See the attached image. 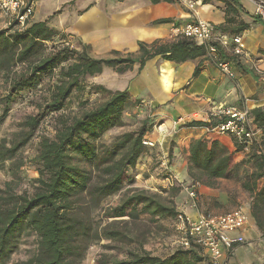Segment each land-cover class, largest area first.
Returning a JSON list of instances; mask_svg holds the SVG:
<instances>
[{
	"label": "trees",
	"instance_id": "trees-1",
	"mask_svg": "<svg viewBox=\"0 0 264 264\" xmlns=\"http://www.w3.org/2000/svg\"><path fill=\"white\" fill-rule=\"evenodd\" d=\"M146 1L152 5L177 3V0ZM217 1L225 4V24L216 28L219 35L237 36L247 28L238 25L232 35L227 34L228 25L234 20L232 16L239 11L238 0ZM47 23H29L21 31L12 27L0 30V73L6 84L5 94L0 97V126L15 102L30 92L41 90L42 79L55 74L46 97L36 106L37 113L27 115L20 122L11 140L0 139V170L8 175L0 184V264H6L19 242L29 236H34L35 251L18 264H82L86 250L100 240L115 244L104 248L122 253L123 258L102 254L96 264H211L208 255L198 247H177L165 257L153 256L143 249L146 231L138 221L140 215L149 216L151 220L164 217L175 220L177 216L172 199L158 194L129 190L117 205L104 211L102 217L112 221L103 226L96 224L95 216L103 201L121 191L129 173L148 151L142 142L149 139L154 123L149 124L150 119L145 118L136 131L123 133L109 143L101 141L108 131L122 127L125 110L137 107L139 102L132 100L126 90L111 91L87 83V79L100 75L105 68L122 75L133 65L138 64L141 69L154 58L184 63L207 57L205 47L182 38L149 45L139 43L137 55L111 52L109 58L93 59L87 54L88 47L79 52L61 45L46 54V44L62 36ZM154 23L165 24L168 20ZM18 67L20 71L16 70ZM92 95L101 97L94 107L75 116L60 114L74 97L82 99ZM80 101L85 105L86 100ZM251 114L257 129H264V116L258 110ZM48 117L54 120V135L38 138L31 159L37 178L28 182L29 190H19L24 180L20 173L24 164L18 155ZM183 126L206 124L193 121ZM236 150L243 151V148L237 145ZM187 153L190 182L205 185L224 178L235 159L234 153L207 138L192 140ZM251 159L261 171L260 176L264 175V152L256 151ZM260 176H255L246 189L251 193L250 216L264 234V186H255ZM167 177L165 170L163 178ZM178 190L176 186L169 188L170 198Z\"/></svg>",
	"mask_w": 264,
	"mask_h": 264
},
{
	"label": "crops",
	"instance_id": "crops-1",
	"mask_svg": "<svg viewBox=\"0 0 264 264\" xmlns=\"http://www.w3.org/2000/svg\"><path fill=\"white\" fill-rule=\"evenodd\" d=\"M37 1L33 0L34 12L29 23L49 22L57 14L58 26L50 28L64 35L69 43L88 47L93 59L109 58L111 52L137 55L139 43L171 42L172 26L185 24L191 19L210 23L215 30L225 24V4L217 0H177V3L157 5L146 0H114L115 4L104 2L97 6L93 3L81 11L70 5L63 7L70 2L67 0L63 5L55 3L53 13L45 14L42 21H35ZM183 3H192L193 10ZM237 3L239 11L232 16L233 23L228 25L226 33L232 35L233 29L242 24L247 28L238 34L245 45V55L232 59L226 54L227 59L232 60V78L221 74L207 57L184 63L154 58L141 69L138 64L133 65L122 75L105 68L98 75L97 84L111 91L126 90L132 100L139 102V113L147 115L154 123L149 140L158 139L157 126L161 125V129L168 132L160 148L148 150L141 157L135 168L136 178L154 165L163 167L165 162L170 164L166 170L168 177L153 179L154 175L149 174L151 180L165 188L172 182L171 177L188 184V146L198 138L218 141L235 154L233 167L224 178L210 185L200 183L195 208L185 201L177 205V210L196 220L201 214L222 215L241 208L247 216L246 226L229 236H242L244 243L234 246L230 254L225 253L222 263L264 264V234L250 216L251 193L246 189L254 177L261 174L251 155L256 151L264 152V129L259 130L258 137L247 151H237V144L231 137L206 134L212 125L210 112L220 107L246 110L251 116L253 110H258L264 116V19L255 17L254 5L249 1L238 0ZM157 20H168V23L155 24ZM194 114L197 115L194 122L206 126L184 127L178 121ZM254 126L257 128L255 123ZM159 172L153 171L156 176ZM255 186H264V175L255 181Z\"/></svg>",
	"mask_w": 264,
	"mask_h": 264
},
{
	"label": "built area",
	"instance_id": "built-area-1",
	"mask_svg": "<svg viewBox=\"0 0 264 264\" xmlns=\"http://www.w3.org/2000/svg\"><path fill=\"white\" fill-rule=\"evenodd\" d=\"M254 5L255 17L264 19V0H247ZM189 10H193L192 3H183ZM34 12V3L30 0H0V30L12 27L21 31L31 19ZM171 38L173 41L187 39L197 45L205 47L206 56L214 62L221 74L228 78L233 77L231 69L232 59L245 55V45L240 36L227 37L219 35L214 26L200 19L182 25H173ZM69 46L68 44H65ZM197 115L179 118L183 124L193 122ZM212 123L206 130L208 135L228 136L235 143L247 151L256 138L259 130L254 126L253 117L246 110L233 107H220L210 112ZM158 139H146L142 142L148 150L160 148L167 138L168 132L156 127ZM167 170V163L162 165ZM169 187H178L186 195V204L191 208L196 206L197 190L199 182L185 184L171 177ZM171 181V180H170ZM247 223V216L241 208L234 209L222 215L201 214L196 220H191L181 212H177L174 220V228L178 234V247L184 249L201 248L208 255L211 264H223L222 258L225 253L230 254L236 245L244 243L242 236L230 237L229 234L241 231Z\"/></svg>",
	"mask_w": 264,
	"mask_h": 264
},
{
	"label": "rangeland",
	"instance_id": "rangeland-1",
	"mask_svg": "<svg viewBox=\"0 0 264 264\" xmlns=\"http://www.w3.org/2000/svg\"><path fill=\"white\" fill-rule=\"evenodd\" d=\"M67 0H38L36 2V12L34 14V20L35 21H42L44 15L47 13H53L54 9L53 6L55 3H60L63 5ZM68 4H66L63 7L69 6L73 7L78 11L84 10L87 7L91 6L93 3H96L97 6H101L104 2H107V4L112 3L115 4L114 0H69ZM62 9V8H61ZM57 14H54V16L49 19V22L47 23L50 27H57L58 22H56ZM63 36V37H62ZM61 37L58 36L54 39V41L49 42L46 44L45 53L48 54L51 52L52 48H58L60 45L65 46V44H68L67 46L70 50H75L81 52L83 50V47L81 44H71L67 41L66 37L62 35ZM87 54L90 57V49H87ZM122 54V53H121ZM125 55V54H123ZM112 55L110 54L111 57ZM16 70L20 71L21 67H18ZM55 75V74H54ZM53 75L52 78L44 77L42 79L41 83V90H37L34 92L28 93L25 97L19 99L17 102H15L8 112V115L4 122L0 126V139L6 138L7 140H11L14 137V134L18 132L19 130V124L20 122L27 116L31 114L37 113V104H40L42 100L47 95V88L48 86L52 85L55 81V76ZM98 76H95L91 79H87V83H94L97 84L98 82ZM5 81L4 78L1 76L0 73V97H2L5 94ZM80 100H86L85 105H81ZM101 101V97H98L96 95L92 96H85L81 99V97L78 96V98L74 97L72 101H70V104L68 105L67 109L62 111L60 114H64L66 116H75L78 115L81 111L88 110L92 107H94L97 103ZM1 108V104H0ZM138 107H129L125 110L122 116V122L123 125L121 128H115L110 131H108L103 139L101 141L105 143H109L112 139L115 137L126 133V132H134L136 131L141 123L144 121L145 118L148 119L147 115H143L139 113ZM54 117V116H53ZM52 117V118H53ZM149 120V119H148ZM53 119H50L49 117L46 118L38 128L37 133L35 134L33 140L20 151L18 157L21 158L23 161V166L21 167L20 173L22 174V177L24 178L21 187L19 190L28 189L29 190V181L34 180L37 178V173L35 171V168L33 164L31 163V159L33 158L35 154V148L38 143V138L40 137H47L52 138L54 135V123ZM151 123V120L148 122ZM154 155V153H153ZM159 165H154L151 170L143 173L141 177H135V171L129 173V177L125 180L124 185L120 192L108 197L106 200L103 201L101 204L100 211H98L95 216L96 224L99 226H103L105 223L112 221L107 220L106 218L102 217L104 211L110 207H113L118 204L119 200L123 196L124 193H126L129 190H143L147 191L151 194H158L162 198H166L167 200L172 199L176 211L177 205L182 202L184 203L186 201V195L185 193L179 189L178 192L175 194L173 198H170L169 193L167 192L169 190V186L162 187V185H157L154 180L150 179L149 174H153V179L157 178H163L165 169ZM156 170L161 171L156 176L153 171L156 172ZM163 174V175H162ZM8 179V175L6 171L0 170V184ZM178 188V187H177ZM165 192V193H164ZM126 220V218H123ZM141 225L144 226V229L146 231V241L143 244V249L150 253L153 256L157 257H165L170 255L176 248L178 247L177 241H178V234L175 231L174 228V220L168 217L160 218V219H154L151 220L149 216L146 215H140L138 220ZM142 227V226H141ZM105 245L115 246V244H110L107 241L100 240L97 243H93L85 252L84 261L82 264H96L97 259L102 254H107L111 256H115L118 259L123 258L122 253H117L115 250H108L105 249ZM36 244L34 236L24 237L18 244V248L11 255V257L7 260L6 264H18L21 261H25L29 257H31L35 251Z\"/></svg>",
	"mask_w": 264,
	"mask_h": 264
}]
</instances>
